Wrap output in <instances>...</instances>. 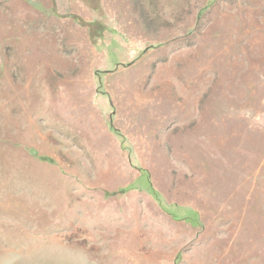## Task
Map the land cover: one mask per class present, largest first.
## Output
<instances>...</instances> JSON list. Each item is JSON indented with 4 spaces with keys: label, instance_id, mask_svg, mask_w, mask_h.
<instances>
[{
    "label": "rangeland",
    "instance_id": "rangeland-1",
    "mask_svg": "<svg viewBox=\"0 0 264 264\" xmlns=\"http://www.w3.org/2000/svg\"><path fill=\"white\" fill-rule=\"evenodd\" d=\"M245 109L264 0H0V264H264Z\"/></svg>",
    "mask_w": 264,
    "mask_h": 264
},
{
    "label": "clouds",
    "instance_id": "clouds-1",
    "mask_svg": "<svg viewBox=\"0 0 264 264\" xmlns=\"http://www.w3.org/2000/svg\"><path fill=\"white\" fill-rule=\"evenodd\" d=\"M248 113L244 119L248 122V129L250 132L264 131V119L261 118V114L253 115V109H245Z\"/></svg>",
    "mask_w": 264,
    "mask_h": 264
},
{
    "label": "bare ground",
    "instance_id": "bare-ground-1",
    "mask_svg": "<svg viewBox=\"0 0 264 264\" xmlns=\"http://www.w3.org/2000/svg\"><path fill=\"white\" fill-rule=\"evenodd\" d=\"M222 252H223V251H222ZM223 253H224V252H223ZM223 253H222V254H223ZM222 256H223V255H222ZM216 258H217V257H216ZM219 258H220V257H219ZM214 259H215V258H214ZM209 263H210V262H208V264H209Z\"/></svg>",
    "mask_w": 264,
    "mask_h": 264
}]
</instances>
